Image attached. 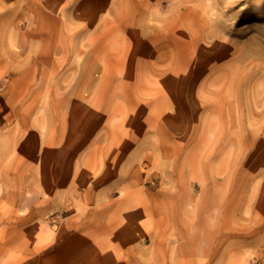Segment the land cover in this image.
Returning a JSON list of instances; mask_svg holds the SVG:
<instances>
[{"label": "rangeland", "instance_id": "1", "mask_svg": "<svg viewBox=\"0 0 264 264\" xmlns=\"http://www.w3.org/2000/svg\"><path fill=\"white\" fill-rule=\"evenodd\" d=\"M69 1L0 0V264H264V0L188 4L235 45L203 92Z\"/></svg>", "mask_w": 264, "mask_h": 264}, {"label": "bare ground", "instance_id": "2", "mask_svg": "<svg viewBox=\"0 0 264 264\" xmlns=\"http://www.w3.org/2000/svg\"><path fill=\"white\" fill-rule=\"evenodd\" d=\"M163 1L166 3V11L155 10L154 6ZM195 1L179 0L175 3L174 0H70L69 4L73 3L78 11L73 16L77 23H86L91 28L100 24L105 26L103 32L95 29L91 41L100 38L112 42L129 40L135 45L128 49L136 55L144 53L149 47L154 59L158 57L161 60V56H166L169 63L176 60V57L185 56V64L182 59L181 66L184 70L189 69L192 74L198 75V80H202L200 90L203 92L206 85L217 88L227 84L235 76V45H230L232 41L227 39H222L223 43L217 45L216 41L221 36L215 33V26L210 23L208 7L188 6ZM210 42L216 44L205 47L204 43ZM260 63L264 65V62ZM174 64L179 66L176 61ZM153 66L154 73H160L168 65L155 61ZM154 81L158 82L157 79ZM175 85H171L173 90L178 89ZM157 86L156 83L155 88L158 89ZM138 90L142 92L143 88L139 86ZM209 94L213 95L212 100L216 104L228 101V95L223 96L212 90ZM202 96L201 93L200 98L205 100L206 96ZM183 101L186 98L181 99L180 103Z\"/></svg>", "mask_w": 264, "mask_h": 264}]
</instances>
